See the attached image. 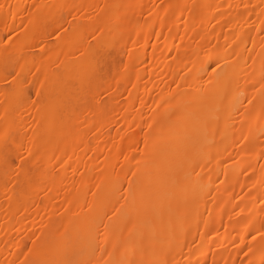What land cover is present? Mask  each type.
Returning <instances> with one entry per match:
<instances>
[{"label":"bare ground","instance_id":"6f19581e","mask_svg":"<svg viewBox=\"0 0 264 264\" xmlns=\"http://www.w3.org/2000/svg\"><path fill=\"white\" fill-rule=\"evenodd\" d=\"M0 5V128L41 158L32 186L0 164V264L65 230L94 264H264V0Z\"/></svg>","mask_w":264,"mask_h":264},{"label":"snow or ice","instance_id":"6c2138e0","mask_svg":"<svg viewBox=\"0 0 264 264\" xmlns=\"http://www.w3.org/2000/svg\"><path fill=\"white\" fill-rule=\"evenodd\" d=\"M10 7L8 5H0V8ZM62 27V26H61ZM59 32V30H57ZM67 31V29H64ZM98 31H100L98 29ZM59 35L57 39H59ZM107 55L106 50L97 49L94 53L93 64L88 72L77 78L76 83L66 82L64 91L67 92L71 89V95H74L78 101L88 102L89 97L92 94V83L103 72L102 62ZM13 81L16 79L15 73H10ZM7 80L8 77H5ZM43 87V85H42ZM15 95H23L22 90L16 92ZM38 99L33 103H40ZM56 99L63 102V96H58ZM34 142L28 139L26 133L22 128L18 126L15 121L8 119L7 110L5 111L4 124L0 128V164H2L6 177H10V181H15L13 187L17 185L32 186L36 182V176L34 172L39 171L41 167V158L38 152L33 150ZM264 236V232L261 233ZM40 237H37V241ZM37 242L33 241V248L29 249V254L36 252ZM76 242L67 230L64 233H60L54 236L49 242L43 245L39 252L36 253L37 258L25 261H21V264H94L90 260H82L73 258L75 255ZM59 257V258H56ZM95 264H100L96 261ZM103 264H109L108 261H104ZM116 264H137L133 260H122L116 262ZM143 264V262H141ZM249 264H252L249 261Z\"/></svg>","mask_w":264,"mask_h":264},{"label":"rangeland","instance_id":"374dc122","mask_svg":"<svg viewBox=\"0 0 264 264\" xmlns=\"http://www.w3.org/2000/svg\"><path fill=\"white\" fill-rule=\"evenodd\" d=\"M102 49L106 50L107 52V55L105 56L102 62L103 72L100 74L101 81L105 82L113 76V74L115 73V70H117L120 67V65L118 64L116 66L117 69L116 67L113 66L112 59L113 57H115L114 49H107L105 47H103ZM57 57H61V56H57Z\"/></svg>","mask_w":264,"mask_h":264}]
</instances>
